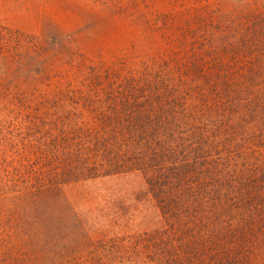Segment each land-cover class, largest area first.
<instances>
[{"label": "rangeland", "instance_id": "rangeland-1", "mask_svg": "<svg viewBox=\"0 0 264 264\" xmlns=\"http://www.w3.org/2000/svg\"><path fill=\"white\" fill-rule=\"evenodd\" d=\"M256 1L0 0V102L7 92L20 106L32 93L76 102L89 83L101 91L161 83L191 123L208 128L210 164L222 176L193 189L192 209L178 217L139 178L67 186L69 226L48 242L12 234L17 219L0 214V264H264V42L249 35ZM11 118L0 134H24L21 117Z\"/></svg>", "mask_w": 264, "mask_h": 264}, {"label": "trees", "instance_id": "trees-1", "mask_svg": "<svg viewBox=\"0 0 264 264\" xmlns=\"http://www.w3.org/2000/svg\"><path fill=\"white\" fill-rule=\"evenodd\" d=\"M256 4L249 35L264 42V0ZM158 84L139 88L128 81L101 91L89 83L80 99L65 95L62 104L32 93L17 106L15 94L4 95L0 133L11 116L21 117L25 131L0 134V214L17 219L8 224L12 234L48 242L63 232L67 186L139 178L160 210L178 217L192 209L185 198L193 189L222 179L210 164L208 128L191 123L174 92L161 83L158 91Z\"/></svg>", "mask_w": 264, "mask_h": 264}]
</instances>
